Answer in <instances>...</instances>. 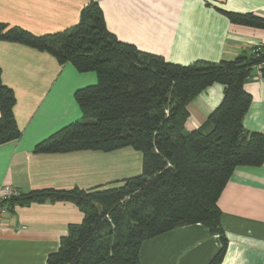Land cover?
I'll list each match as a JSON object with an SVG mask.
<instances>
[{
    "label": "trees",
    "instance_id": "16d2710c",
    "mask_svg": "<svg viewBox=\"0 0 264 264\" xmlns=\"http://www.w3.org/2000/svg\"><path fill=\"white\" fill-rule=\"evenodd\" d=\"M234 24L264 29V16L220 9ZM0 41L16 42L96 72L97 83L76 90L83 115L39 142L35 153L133 148L143 154L142 172L94 188H44L4 201L10 210L46 201H70L83 212L71 224L49 264H142L143 243L195 223L222 238L209 264H221L228 241L218 200L239 166L264 164V132L245 127L252 103L245 84L255 68L264 77V43L232 60L172 63L120 40L96 1L82 8L77 24L35 34L0 22ZM224 97L197 129H186L188 104L210 85ZM16 95L3 83L0 65V145L19 139Z\"/></svg>",
    "mask_w": 264,
    "mask_h": 264
},
{
    "label": "crops",
    "instance_id": "0c3cea01",
    "mask_svg": "<svg viewBox=\"0 0 264 264\" xmlns=\"http://www.w3.org/2000/svg\"><path fill=\"white\" fill-rule=\"evenodd\" d=\"M91 1L99 3L108 29L120 40L172 63L232 60L264 43V29L234 24L220 10L264 16V0H0V22L38 35L54 33L77 24ZM0 65L3 83L15 92L14 114L22 131L19 139L0 145V190L6 184L24 193L90 189L126 178L123 166L132 155L139 157L130 148L34 152L39 142L82 117L75 92L98 80L97 74L79 72L47 52L8 41H0ZM245 88L253 100L244 125L264 132L259 68ZM223 97L220 83L199 93L188 104L186 129L199 128ZM218 204L228 241L221 264H264V164L237 167ZM83 219L84 212L70 201L16 206L0 224V264H49L69 226ZM222 246L220 235L195 223L146 240L140 257L142 264H209Z\"/></svg>",
    "mask_w": 264,
    "mask_h": 264
},
{
    "label": "rangeland",
    "instance_id": "374dc122",
    "mask_svg": "<svg viewBox=\"0 0 264 264\" xmlns=\"http://www.w3.org/2000/svg\"><path fill=\"white\" fill-rule=\"evenodd\" d=\"M93 73L96 74V72H93ZM96 83H97V80L93 83L87 84L84 87L94 85ZM130 150H132L137 155H139V157H138V160H136L135 155H132V157H130V162L125 163L126 165L123 166L124 173H125L124 175H126V177L139 175L142 172V167H143V154L140 151L134 150L131 147H130ZM114 152H116V151H114ZM125 159L128 160L127 157Z\"/></svg>",
    "mask_w": 264,
    "mask_h": 264
},
{
    "label": "built area",
    "instance_id": "2783aa9c",
    "mask_svg": "<svg viewBox=\"0 0 264 264\" xmlns=\"http://www.w3.org/2000/svg\"><path fill=\"white\" fill-rule=\"evenodd\" d=\"M21 194V191L13 186L6 184L0 190V224L3 222L4 217L10 213L7 206L3 204L4 201L17 197Z\"/></svg>",
    "mask_w": 264,
    "mask_h": 264
}]
</instances>
